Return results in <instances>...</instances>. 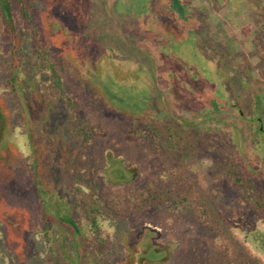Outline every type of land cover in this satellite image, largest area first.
I'll return each instance as SVG.
<instances>
[{
    "label": "rangeland",
    "instance_id": "374dc122",
    "mask_svg": "<svg viewBox=\"0 0 264 264\" xmlns=\"http://www.w3.org/2000/svg\"><path fill=\"white\" fill-rule=\"evenodd\" d=\"M15 1V31L0 20V264H104L97 245L105 264H222L227 249L264 264V216L221 169L264 189V0ZM43 102L47 117L25 115ZM74 123L88 148L71 147ZM170 128L192 145L173 146ZM35 157L81 232L51 207L47 241ZM149 189L185 200L124 201ZM94 202L99 236L82 207Z\"/></svg>",
    "mask_w": 264,
    "mask_h": 264
},
{
    "label": "trees",
    "instance_id": "16d2710c",
    "mask_svg": "<svg viewBox=\"0 0 264 264\" xmlns=\"http://www.w3.org/2000/svg\"><path fill=\"white\" fill-rule=\"evenodd\" d=\"M20 0H18L19 2ZM23 1V0H22ZM15 0H0V20L3 21V25L7 28V33L10 31H15V25H14V15H13V6H14ZM22 13L25 17V19L29 20L31 23L33 22L32 16L26 11L25 7H22ZM16 38L14 35L11 39V42L13 43ZM18 49L17 47H13V52L11 53V65L13 67L14 63L16 62V58L18 55ZM18 70L17 66L13 71L10 73L9 82L10 86L13 89V91L22 97L21 93V85L22 83L19 82L18 77ZM54 85L59 86V82L54 78ZM23 87V86H22ZM23 89V88H22ZM105 90V88H104ZM107 90V89H106ZM104 92V91H103ZM104 94L109 95V90L104 92ZM70 99V97H68ZM71 100V99H70ZM22 104V103H21ZM46 103H40V106H42L41 109L37 108L36 106H29L27 109L24 107L25 115L26 113L31 114L29 117L30 119L34 120H42V114L46 115L47 117L52 110H54V107H51V109L47 106ZM43 115V116H44ZM4 122H5V115L0 107V141L2 140L4 136ZM71 147L73 149H77L82 147V149H86L89 147V143L91 140V129H88L86 126H83L79 123H74V126H71ZM169 136L171 138V144L174 146L176 145L178 148H183L184 146H191L193 143L192 137L189 138L184 132L177 128H170ZM82 138V139H81ZM81 141V142H80ZM80 144V145H79ZM33 146V145H32ZM35 155V152H34ZM221 169L223 172L228 175L233 181H234V187L235 190L240 194V196L245 200L247 205L252 209V211L258 212L260 215L264 216V189L258 187L254 182L249 180L246 175L242 174L240 171V168L236 164H228L227 162H222ZM31 168H32V181L31 184L36 186L37 191L39 193V197L41 198L42 204H43V213H42V227L44 235L47 239V241H50V234L49 229L51 228V224L48 223V215L51 207H55L56 212L54 213V216L56 217L57 222H60L61 224H67L72 227L73 234L76 232H81L80 227H78L74 221L73 217L70 212L68 211V205L64 202H57V204L54 206L52 203V198L49 194L51 191V188L48 186V180H44V176L41 171V165L38 161L37 157H35L34 161L31 162ZM118 177V176H117ZM149 197H145L142 192L134 194L132 197H125L124 201L129 202H138L142 200L146 203L147 200L150 199H157L162 200L164 204H166L169 207H176L180 202H183L182 200H185L183 198L182 200L175 199L171 197L167 192H158L156 190L149 189ZM123 199H119L118 201L114 202V200H111L112 206L115 209L120 208V205L122 204ZM67 206L65 209L64 207ZM83 207V210L86 215V221L89 224L92 231L99 236L100 235V224H99V214H100V208L99 204L97 202H94L92 205L85 204ZM64 208V211L62 209ZM199 209L203 216V219L205 220L204 225H207L210 223V221L213 220L211 215L209 214L207 207L203 203H199ZM209 219V220H207ZM102 244H105L106 241L104 239H101ZM99 247L100 252L102 253V263H106V258L104 255L106 254V249L103 247ZM261 246L264 247V241H261ZM243 253V252H242ZM225 259L222 261V264H257L254 263L247 255H243L241 253H238L236 250H230L227 249L224 253ZM227 258V259H226ZM49 261L52 264H58L57 260L55 259L54 254H50Z\"/></svg>",
    "mask_w": 264,
    "mask_h": 264
},
{
    "label": "clouds",
    "instance_id": "9594fccd",
    "mask_svg": "<svg viewBox=\"0 0 264 264\" xmlns=\"http://www.w3.org/2000/svg\"><path fill=\"white\" fill-rule=\"evenodd\" d=\"M27 154V153H26Z\"/></svg>",
    "mask_w": 264,
    "mask_h": 264
}]
</instances>
